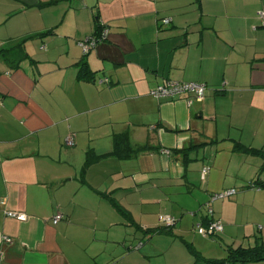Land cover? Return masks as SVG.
Returning <instances> with one entry per match:
<instances>
[{
  "label": "crops",
  "instance_id": "crops-1",
  "mask_svg": "<svg viewBox=\"0 0 264 264\" xmlns=\"http://www.w3.org/2000/svg\"><path fill=\"white\" fill-rule=\"evenodd\" d=\"M47 1L0 0V48L54 29L0 56V264H219L264 242V0ZM170 80L204 99L151 93ZM122 132L149 149L111 154Z\"/></svg>",
  "mask_w": 264,
  "mask_h": 264
},
{
  "label": "trees",
  "instance_id": "trees-1",
  "mask_svg": "<svg viewBox=\"0 0 264 264\" xmlns=\"http://www.w3.org/2000/svg\"><path fill=\"white\" fill-rule=\"evenodd\" d=\"M56 1L57 0H50V1L45 2L42 5L50 6V5H53ZM260 20L262 23L261 18H260ZM262 25H263V23H262ZM97 27H98V29L95 33V36H99L102 32V29H103V26L101 23H99L98 18H97ZM53 31H54V29L36 32L34 34L27 36L26 38L22 39L21 41L17 42L16 44H14L12 46V48H8V49L0 48V56H2V57L6 56L9 60H11V58H13V57H16V55H19V57H17V58H20L21 56L23 57L25 54L24 45H25L26 41L33 39V38L46 37V36L50 35L51 33H53ZM83 40H81V41H83ZM79 66H80V69H79L78 77L80 79H83V78L89 79L92 77V74L90 73L88 63L86 60L80 61ZM263 89H264V86H263ZM128 142H129V134L127 132L115 134L114 135V148L111 151V154L123 157V156H129L131 154L142 152V151L149 149V146H147V145L143 146V147L133 148L132 146H130V144ZM96 159H99V158L93 157L91 155V151H90L89 155L87 156V164L92 163ZM257 182L258 181H256L255 183H257ZM257 184L262 187V184H264V183H257ZM206 209H207V207H206ZM207 216H208V210H207ZM210 220H218V219L214 218V209H213L212 217L208 216V222ZM222 224H223V222H222ZM163 226L164 227H171V226H166L164 224H163ZM164 227H161L159 229V231L163 230L162 228H164ZM223 230H224V224H223ZM221 232H218L216 235H219ZM189 247L191 248V251L194 252L197 256L196 250L191 245H189ZM217 262L219 264H264V242L262 240H258L255 243V245L247 246V247H245V246H237V247L229 246L228 247V255L223 259H218Z\"/></svg>",
  "mask_w": 264,
  "mask_h": 264
},
{
  "label": "built area",
  "instance_id": "built-area-1",
  "mask_svg": "<svg viewBox=\"0 0 264 264\" xmlns=\"http://www.w3.org/2000/svg\"><path fill=\"white\" fill-rule=\"evenodd\" d=\"M259 17L262 19V23L264 25V10L260 11ZM170 19H164V22H168ZM108 29L103 27L102 32L99 36H89L85 38L83 41H80V45L83 48L84 53L89 52L92 48L96 47L98 42L103 41L107 38ZM207 89V85L205 83L200 82H181V81H167L165 84L158 85L155 89L151 91V93L155 97H174L176 95L182 93H192L197 99L202 100L205 97V92ZM68 145L74 144V136L68 135L65 139ZM208 172V167H204L202 170V178H205V175ZM251 186L257 189H260L261 186L257 183H251ZM236 193V189H227L221 192L214 193L211 199L206 203V207L208 210V216L212 217L213 208L212 202L217 198H224L231 196ZM7 215L14 217L18 220H26L27 215L23 212H16V211H8ZM63 218V213L57 212L53 217V223H58ZM160 222L166 226H173L176 223L175 217L171 215H164L161 214L159 216ZM198 230L203 235L213 236L216 235L218 232L223 231V224L220 220H210L207 225L198 224Z\"/></svg>",
  "mask_w": 264,
  "mask_h": 264
},
{
  "label": "rangeland",
  "instance_id": "rangeland-1",
  "mask_svg": "<svg viewBox=\"0 0 264 264\" xmlns=\"http://www.w3.org/2000/svg\"><path fill=\"white\" fill-rule=\"evenodd\" d=\"M260 224V223H259ZM213 239H218V237L217 236H215Z\"/></svg>",
  "mask_w": 264,
  "mask_h": 264
}]
</instances>
